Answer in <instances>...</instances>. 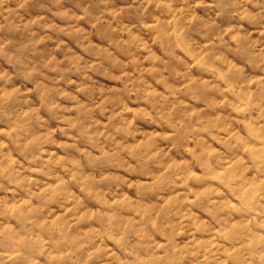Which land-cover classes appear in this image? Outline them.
Here are the masks:
<instances>
[{
  "label": "clouds",
  "instance_id": "1",
  "mask_svg": "<svg viewBox=\"0 0 264 264\" xmlns=\"http://www.w3.org/2000/svg\"><path fill=\"white\" fill-rule=\"evenodd\" d=\"M0 264H264V0H0Z\"/></svg>",
  "mask_w": 264,
  "mask_h": 264
}]
</instances>
